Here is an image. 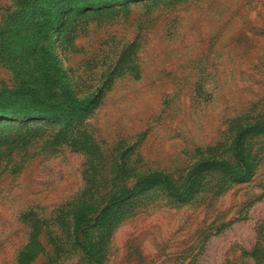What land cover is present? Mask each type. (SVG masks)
Returning a JSON list of instances; mask_svg holds the SVG:
<instances>
[{
	"label": "rangeland",
	"instance_id": "rangeland-1",
	"mask_svg": "<svg viewBox=\"0 0 264 264\" xmlns=\"http://www.w3.org/2000/svg\"><path fill=\"white\" fill-rule=\"evenodd\" d=\"M15 29L0 92L38 98L0 102V264H90L86 237L92 264H264V0L96 8L31 35L50 56ZM100 89L86 113L47 106Z\"/></svg>",
	"mask_w": 264,
	"mask_h": 264
},
{
	"label": "trees",
	"instance_id": "trees-1",
	"mask_svg": "<svg viewBox=\"0 0 264 264\" xmlns=\"http://www.w3.org/2000/svg\"><path fill=\"white\" fill-rule=\"evenodd\" d=\"M131 1L132 0H16L13 4L14 11L8 16H4V20L2 19L3 23L0 26V37H2V35L12 33L11 28L15 25V27H17L15 30L19 31L18 29L22 28L25 29L24 32L26 31L24 33V39H21L22 36L20 34V36L17 35V37L20 38V44L22 45V48L17 51L23 52L25 56L33 57L36 55V50H41L42 53L45 52L50 56V50L42 45L36 44L35 47L31 48V35L35 36L36 34L43 33L44 37L41 39H47L50 36V31L55 29L56 25L68 22L72 16H80L83 15V13L94 11L96 8L111 7L115 4H124ZM58 12H60V14H58ZM54 17H57V20H54ZM13 35L15 34L13 33ZM0 48L1 50L4 49L2 45H0ZM51 58H53L52 54ZM60 92V90L53 91L48 97H46V99H48L47 106L53 107L56 104H54L52 100L63 99L64 96H70L66 97V99L62 101L59 108L50 109L56 115L61 113H86L95 105V103H97V98L102 96L103 89H100L98 93L93 94L91 97L83 99L78 98L77 94L73 91L72 93L67 91L64 94ZM21 97L24 99H30V97L36 99L38 98V92L35 90H32L29 93H26V91L0 92V102L5 100L18 101ZM47 114V112H44L40 115ZM0 127L8 128L6 125H2ZM12 127H14V125ZM209 161L210 160H205V162L200 163V165L207 166L205 164H210ZM225 162V165H227L228 162ZM216 164L223 163L217 162ZM166 187L168 186L166 185ZM130 190H132V188L125 187L121 192H119V194H111V192H109L108 197H112L111 200L113 201V204L116 205L115 203H117L121 198L131 196ZM184 195L185 194H180L181 197H184ZM104 208L107 209L108 213L110 211L109 208L112 209V206L110 207V205H106ZM90 211L91 208H83L82 206L78 207L74 220L75 225L81 226L85 225V222H95L97 219H92L93 217L89 215ZM86 227L90 229V227ZM79 231L80 227H77L76 233L78 234ZM86 236H88V234H86ZM91 240L92 242H95L93 238ZM84 241L77 238L76 243L80 244L82 253H84L87 257L89 263L92 264L91 261L98 255V253L95 252L96 246L93 245L87 237L86 242Z\"/></svg>",
	"mask_w": 264,
	"mask_h": 264
}]
</instances>
